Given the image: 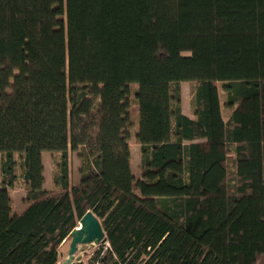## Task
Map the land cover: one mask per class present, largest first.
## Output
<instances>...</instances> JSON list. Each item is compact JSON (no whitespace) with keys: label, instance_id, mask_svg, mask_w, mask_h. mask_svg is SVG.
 Masks as SVG:
<instances>
[{"label":"trees","instance_id":"1","mask_svg":"<svg viewBox=\"0 0 264 264\" xmlns=\"http://www.w3.org/2000/svg\"><path fill=\"white\" fill-rule=\"evenodd\" d=\"M87 211L92 264H264V0H0V264H58Z\"/></svg>","mask_w":264,"mask_h":264},{"label":"rangeland","instance_id":"2","mask_svg":"<svg viewBox=\"0 0 264 264\" xmlns=\"http://www.w3.org/2000/svg\"><path fill=\"white\" fill-rule=\"evenodd\" d=\"M219 93L222 95V89L221 86H218ZM194 89V84L190 82H182L181 83V105L182 110L185 114H192V93ZM135 103V102H134ZM132 130L133 132L137 130L138 125V115L137 113L132 115ZM130 144L132 149V160L130 162L131 169L133 174L138 177L139 176V168H138V162H139V155H138V146L136 145L133 136L130 138ZM44 157V174H45V185H43L44 189H52L53 188V176L56 171V164L59 159L58 153H51V152H43ZM78 167H79V160L77 158L76 152H70L69 153V172H70V185H76L79 180V173H78ZM11 196L13 199V210L17 212L21 209L23 206V186L21 184V181L18 179L16 183L13 186V189L11 190ZM70 238L65 240L59 247V264H63L68 251ZM100 244H86V245H80L78 247V251L76 253V256H78L83 264H92L90 263V259L92 257V254L97 251L100 247ZM95 264V263H93Z\"/></svg>","mask_w":264,"mask_h":264},{"label":"water","instance_id":"3","mask_svg":"<svg viewBox=\"0 0 264 264\" xmlns=\"http://www.w3.org/2000/svg\"><path fill=\"white\" fill-rule=\"evenodd\" d=\"M70 242L67 256L63 264H83L76 256L78 247L86 244H100L106 239L104 230L98 218L90 211H87L79 220L78 227L69 234Z\"/></svg>","mask_w":264,"mask_h":264},{"label":"crops","instance_id":"4","mask_svg":"<svg viewBox=\"0 0 264 264\" xmlns=\"http://www.w3.org/2000/svg\"><path fill=\"white\" fill-rule=\"evenodd\" d=\"M180 86H181V85H180ZM180 88H181V87H180ZM222 92H223V93H222V95H220V99H221V101H222V103H223L224 100H225V94H224V91H223V90H222ZM181 108H182V105H181ZM182 112H183V110H182ZM221 112H222L223 119L226 120L227 117H228V115H229L230 110H229L228 108L222 106ZM183 114H185V113L183 112ZM185 115H186V116H190L189 114H185ZM136 145L138 146V155H139V145H138V144H136ZM129 148H130V154H131V158H130V162H131V160H132V149H131V144H129ZM42 162H43V165H44V157H43V153H42ZM44 169H45V165H44ZM44 185H45V174H44ZM23 196H24V191H23ZM22 200H23V198H22ZM23 208H24V203H23V206L21 207V209L18 210L17 212L21 211ZM58 264H59V261H58Z\"/></svg>","mask_w":264,"mask_h":264},{"label":"built area","instance_id":"5","mask_svg":"<svg viewBox=\"0 0 264 264\" xmlns=\"http://www.w3.org/2000/svg\"><path fill=\"white\" fill-rule=\"evenodd\" d=\"M105 246H107V243L106 242H103ZM95 264H99V263H95Z\"/></svg>","mask_w":264,"mask_h":264}]
</instances>
